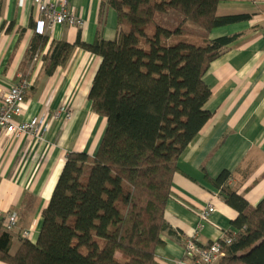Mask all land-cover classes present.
I'll return each instance as SVG.
<instances>
[{"label": "trees", "instance_id": "trees-1", "mask_svg": "<svg viewBox=\"0 0 264 264\" xmlns=\"http://www.w3.org/2000/svg\"><path fill=\"white\" fill-rule=\"evenodd\" d=\"M226 0H101L91 44L52 41L34 31L28 54L42 56L51 76L81 49L100 59L88 100L106 127L93 157L69 153L46 208L35 243L14 238L0 216V262L4 264H156L161 235L176 236L164 218L172 196L177 161L211 119L210 90L203 82L209 65L239 35H208L246 21L247 15L218 16ZM116 15V35L103 38L107 14ZM158 14L181 18L176 30L155 23ZM186 25L206 36L185 38ZM9 25L6 32L10 30ZM26 98V94H25ZM231 173L210 180L225 204L238 213L236 233L220 240L217 264H264V198L252 208L230 187ZM186 241V240H185ZM185 245V243H184Z\"/></svg>", "mask_w": 264, "mask_h": 264}, {"label": "crops", "instance_id": "crops-1", "mask_svg": "<svg viewBox=\"0 0 264 264\" xmlns=\"http://www.w3.org/2000/svg\"><path fill=\"white\" fill-rule=\"evenodd\" d=\"M58 1L0 0V105L9 87L26 82L30 88L21 121L44 116L48 125L43 142L29 135L0 141V216L15 211L19 217L11 253L18 248L22 231L31 230L29 241H37L42 211L67 154L93 157L106 127L105 119L93 113L88 100L100 59L75 49L68 63L51 76L45 75L42 62L52 41L73 44L80 35L82 42H93L101 0H67L69 10L82 22L80 27L52 26L43 18L37 5ZM217 14L249 18L208 35L209 40L239 37L203 76L211 93L205 105L211 119L177 161L164 218L181 239L163 233L164 246L155 251L156 264L182 260L185 240L194 235L198 245L206 247L228 232L236 233L233 222L238 213L225 204L210 182L222 171L231 173V189L250 207L264 198V0H226L219 4ZM31 22L37 33L48 37L46 49L38 56L27 53L34 34ZM116 27V15L110 10L103 38L112 41ZM62 108L70 112V119L52 120ZM208 205L215 212L201 222L199 214Z\"/></svg>", "mask_w": 264, "mask_h": 264}, {"label": "built area", "instance_id": "built-area-1", "mask_svg": "<svg viewBox=\"0 0 264 264\" xmlns=\"http://www.w3.org/2000/svg\"><path fill=\"white\" fill-rule=\"evenodd\" d=\"M37 8L43 18L52 26L80 27L82 25L81 20L69 10L67 0H59L56 4L39 3ZM29 88L28 83L19 82L3 93L0 105V141L29 135L39 138L43 142V137L48 130L44 116L35 117L29 121H21L26 104L25 94ZM70 116V112L66 108H62L52 116V120L59 121L63 119L68 121ZM214 212V207L208 205L199 214L201 222H207ZM18 219V214L15 211L6 214L3 222L5 230L8 232L14 230L18 225ZM21 236L24 239H30L27 232H24ZM221 240L227 246L231 243V239L224 236ZM222 246L219 240L206 247H201L197 243V235H194L185 241L184 256L182 260L175 264H217L224 257Z\"/></svg>", "mask_w": 264, "mask_h": 264}, {"label": "rangeland", "instance_id": "rangeland-1", "mask_svg": "<svg viewBox=\"0 0 264 264\" xmlns=\"http://www.w3.org/2000/svg\"><path fill=\"white\" fill-rule=\"evenodd\" d=\"M155 23L157 25L165 28V29H168V30L173 31V30H176L177 27L179 26V24L181 23V18L179 16H175V15L167 16V15H163V14H158L155 17ZM205 36L206 35L202 31H200L199 29H197L196 27H194L192 25H186V35H185V38L192 37V38L197 39V42H200L201 37H205ZM9 212H11V211H9ZM9 212H7L6 214H8ZM6 214L5 215H2V217L6 216ZM18 223H19V219H18ZM17 227H18V225H17ZM14 230H12L11 232H13ZM24 232L25 233L27 232V234H29V237H31V230L22 231L21 232V235Z\"/></svg>", "mask_w": 264, "mask_h": 264}]
</instances>
